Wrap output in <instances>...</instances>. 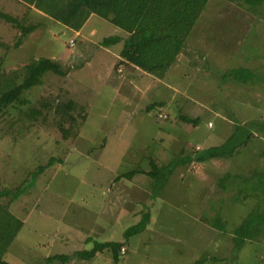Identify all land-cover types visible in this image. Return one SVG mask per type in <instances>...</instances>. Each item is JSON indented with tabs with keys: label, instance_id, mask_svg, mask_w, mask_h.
I'll use <instances>...</instances> for the list:
<instances>
[{
	"label": "rangeland",
	"instance_id": "obj_1",
	"mask_svg": "<svg viewBox=\"0 0 264 264\" xmlns=\"http://www.w3.org/2000/svg\"><path fill=\"white\" fill-rule=\"evenodd\" d=\"M0 13L19 23L15 27L0 18V91L22 85L26 65L40 58L54 60L64 74L47 73L0 116V192L6 196L1 202L25 221L10 248L9 264H48L56 255L91 250L95 242L124 241V233L150 208L157 216L148 232L127 241L118 263L106 250L91 261L69 264H264V243L247 244L238 254L234 245L229 249L227 236L217 234L214 252V236L195 227L200 207L216 215L207 219L211 224L219 215L232 214V227L248 211L264 215V178L263 186L251 178V173H264V133L254 130L255 138L235 158L179 167L171 184L158 190L145 175L118 179L135 169L150 171L151 161L166 165L175 156L219 146L235 124L264 121V7L250 10L234 0H209L189 36L179 74L168 78L174 91L159 83L150 87L143 77L118 83L120 63L109 73L107 59L92 68L102 82L82 80L85 58L98 42L115 36L113 26L102 27L99 18L92 22L97 32L93 42H86L18 0H0ZM29 27L34 29L26 34ZM238 69L254 75L236 82L232 71ZM86 88L95 93L84 92ZM71 102L74 109L65 115ZM152 102L170 105L171 114L160 106L149 113ZM176 116L178 125L170 124L164 133L170 117ZM181 116L200 119V125L183 124ZM68 130L65 138L63 131ZM237 173L247 177L235 180L230 190L214 186L223 174ZM198 177L208 187L203 203L195 198L202 187L192 186ZM152 191L171 193L165 198L167 207L158 198L155 202ZM216 191L217 199L208 203ZM17 193L19 200L13 203ZM258 198L262 204L252 208ZM184 202L191 211L186 216ZM225 207L231 211H223ZM182 246L190 250L182 254Z\"/></svg>",
	"mask_w": 264,
	"mask_h": 264
},
{
	"label": "trees",
	"instance_id": "obj_2",
	"mask_svg": "<svg viewBox=\"0 0 264 264\" xmlns=\"http://www.w3.org/2000/svg\"><path fill=\"white\" fill-rule=\"evenodd\" d=\"M24 4L34 7L38 12L42 13L45 18L63 26L67 29L79 32L86 24L88 19L95 15L109 21L115 27L123 30L128 34V38L124 43L120 57L123 62L129 63L141 69L142 71L156 77L164 78L169 68L176 62L178 56L182 53L185 43L192 33L195 25L199 21L203 12L206 10L209 0H18ZM237 3L246 5L250 10H258L264 7V0H234ZM0 18L6 22L19 26L17 20L12 17L0 13ZM34 27L25 29L26 34L31 32ZM121 41L119 36L109 37L103 40L102 44L107 47L118 44ZM250 69H238L232 71L234 81L245 83L251 80L254 75ZM26 79L18 88L8 91H0V116L5 109L13 106L19 99L21 93L38 84L44 75L49 72L64 75L59 65L51 59L40 58L25 67ZM249 77V78H248ZM163 104H152L148 108V112L155 111V108ZM74 103H69L64 107V114L73 111ZM180 121L185 124L198 126L200 119H190L181 116ZM264 133V121L259 123H251L245 125H236L231 137L221 146L211 147L207 150L197 151L194 154L185 155L175 158L167 165H158L155 161L150 162V171L143 169L133 170L121 174L118 179L132 180L137 175H145L151 178L156 190L164 187L173 176L175 170L180 165L187 163H206L211 160L232 159L238 156L239 150L246 146L255 138L253 131ZM64 137L67 138L70 131H63ZM264 156V155H261ZM224 177L218 178V185L221 191H226L235 180L246 178L241 174H223ZM251 178L258 180L263 186V172L251 173ZM245 181V180H243ZM230 190V189H229ZM160 192L152 191L154 200ZM152 196V197H153ZM20 197V193L14 195V199ZM257 198V197H256ZM246 200L244 202L248 203ZM224 204V201H221ZM243 203V202H241ZM252 208L258 209V205L262 204L260 198L258 202L251 203ZM247 205V204H246ZM247 208H250L247 205ZM224 209L230 208L225 207ZM246 209V208H245ZM244 209V210H245ZM246 211H248L246 209ZM245 213V212H243ZM207 214V213H206ZM209 219L211 216L208 214ZM226 218L219 215L217 222L209 223L222 233L231 234L232 247L234 245V253L240 254L245 246L263 244L264 240V215L258 211L247 212L246 217L241 220L237 226L232 227L229 220L232 218L230 214ZM206 217V216H205ZM226 219V220H225ZM151 220L150 210L143 213L141 220L135 226L129 228L124 233V241L121 242H95L91 250L78 251L73 255H56L47 259L48 264L58 261L60 264H69L72 260L91 261L97 254L106 250L112 253L113 259L118 263L121 259V250L128 245L127 241L143 233ZM239 222V221H238ZM232 224V223H231ZM23 224L17 221V229L9 233L5 238V245L8 247L14 241L17 233L21 230ZM226 237V236H223ZM228 239L230 237L227 235ZM4 252L0 253V264H8L3 260ZM200 261L197 263L199 264Z\"/></svg>",
	"mask_w": 264,
	"mask_h": 264
},
{
	"label": "crops",
	"instance_id": "obj_3",
	"mask_svg": "<svg viewBox=\"0 0 264 264\" xmlns=\"http://www.w3.org/2000/svg\"><path fill=\"white\" fill-rule=\"evenodd\" d=\"M38 12V11H37ZM40 13V12H39ZM42 14V13H41ZM43 15V14H42ZM97 18H99L100 20H99V22H97L98 24H100L102 27H105L106 25H111V26H113V33H115V36H119L120 38H121V41L118 43V44H116V45H113V46H111V47H107V46H104L103 44H102V41L101 42H98L97 44H98V47H97V49H96V51H94L93 52V54L90 56V58L88 57V58H85V60H86V63H84V66H85V68L83 69V71L85 70V72H84V76H82V80L84 79V78H86V77H91V79L92 80H94V81H97L98 83H99V81H100V78L101 77H97V72L95 71V70H92V68H94V66H97V64H99L100 66H102L101 64H102V61L103 60H105V59H107V62H105L104 64H105V66H106V64L107 63H109V73H110V71H111V68H112V66H114V64H116L117 62L118 63H120V71L119 72H121V73H123V75H122V77L121 78H119L120 79V81H119V79H118V83H120V82H122L123 84H132V83H134L135 82V79H139V78H141V77H143L144 78V80H147L148 82H151V83H149V86L151 87V86H153L154 84H156V83H159V85H161L162 87H164V88H166L167 90H170V91H174V86H172V85H170V83L168 82V78L170 77V75H173L175 72L176 73H178L179 74V72H178V70H179V68L178 67H180L181 65H182V56H183V54L186 52V49H189V39L190 38H188V40L186 41V43H185V47H184V49H183V51H182V53L178 56V58H177V60H176V62L169 68V70L167 71V73H166V75L164 76V78H161V79H159V78H156V77H154V76H152V75H150V74H148V73H146V72H144V71H142L141 69H139L138 67H136V66H134V65H131V64H129V63H126V62H123V60H122V58L120 57V53H121V51L123 50V47H124V43H125V41H126V39L128 38V34L127 33H125L123 30H121V29H119V28H117V27H115L114 25H112L109 21H107V20H105V19H102V18H100V17H98V16H95V15H93V16H91L89 19H88V21L86 22V24L82 27V29L79 31V32H76V31H73V30H71V29H67V28H65L66 30H69V32L71 33V32H73V33H75V36L77 37V36H80V37H82V40L83 41H86V42H93V38H94V36L97 34V32H96V29H94V28H92L93 26H92V22L94 21V19H97ZM201 18V17H200ZM200 21V20H199ZM199 21L197 22V24L199 23ZM95 22V21H94ZM196 24V25H197ZM196 25H195V27H194V29H193V31L195 30V28H196ZM105 28H107V27H105ZM65 29L63 30V33H65L66 31H65ZM192 31V32H193ZM191 35V34H190ZM104 39H106V38H104ZM71 40V39H70ZM95 55V57H94V61H92L91 63L89 62L91 59H92V57ZM122 62V63H121ZM107 72V74L109 75V73ZM106 75V74H105ZM94 78V79H93ZM142 78V79H143ZM100 82H102V81H100ZM123 86V85H122ZM85 89V88H84ZM86 90L88 91H84V92H86V93H88V94H94L95 92H91L88 88H86ZM99 91V90H98ZM97 91V92H98ZM114 93V95H115V93H116V90L113 92ZM154 102H152V104H153ZM163 105L162 106H160L161 108H164V109H166L168 112H169V108L171 107L170 105H166L164 102L162 103ZM148 107H150V105L148 106ZM179 107H182L181 105L179 106ZM178 107V108H179ZM170 113V112H169ZM171 114V113H170ZM180 118V117H179ZM175 119H177V116L176 117H170V121L167 123V125L164 127V129L162 130L163 132H164V130L166 131L167 129V127L170 125V124H172V123H176L177 122V120H176V122H175ZM180 121V120H179ZM181 123H183L182 121H180ZM179 123V122H178ZM178 123H176V125H178ZM180 123V124H181ZM183 124H185V123H183ZM200 125V124H199ZM195 127H198V126H195ZM208 128H210V127H208ZM214 128H215V126H214ZM224 127L222 126V131L224 130L223 129ZM159 129V128H158ZM210 129H212L213 130V126L210 128ZM232 129V131H231V134H229L228 135V138H227V140L231 137V135L233 134V132H234V130H233V128H231ZM165 133V132H164ZM166 133H169V132H166ZM164 135H166V134H164ZM213 134H210L209 135V137H211ZM227 140H225V142L227 141ZM225 142H222V144H220L219 146H221V145H223ZM247 146V145H246ZM211 147H217V145L216 146H210V148ZM243 148H245V146L244 147H242L240 150H239V152L243 149ZM209 149V148H208ZM238 155V154H237ZM175 158H176V156H175ZM174 158V159H175ZM174 159H172V160H174ZM171 160V161H172ZM211 161H213V160H211ZM210 162V161H209ZM209 162H206V163H197V164H199V166H201V167H206V166H210V164H209ZM169 163V162H168ZM167 163V164H168ZM192 163V162H191ZM166 164V165H167ZM187 164H189V163H187ZM187 164H185V165H180L179 167H184V166H186ZM179 167L175 170V172L179 169ZM175 172H174V174H175ZM217 173V172H216ZM174 174H173V176L170 178V180H169V182L166 184V185H170L171 184V181H172V178L174 177ZM218 174V173H217ZM217 174H216V177H217ZM220 175V174H219ZM218 175V176H219ZM215 177V178H216ZM218 179L216 178V180H214V186H216L219 190H221L220 188H219V183H218V181H217ZM193 184H197V185H199V186H201L202 187V192H199V193H201V196L200 197H197L195 194V198H198V199H202V201H201V203H203L204 202V199L206 198V196H204V193H205V187H207V185L205 186V180H201L200 179V177H198L197 179H195L193 182H192V186H194ZM208 188V187H207ZM183 189H179V191L178 192H180V191H182ZM189 191H191V190H189ZM6 192H8V191H5V193ZM175 192V191H174ZM2 193L3 192H0V253L1 252H4V254H3V260L5 261V262H7L8 264H9V262H8V259H9V251H10V248L13 246V244H14V242L17 240V238H18V236L20 235V233L22 232V230L24 229V225H25V221L24 220H21L20 218H18L10 209H9V205L8 204H6V205H3L2 204V198H5L6 196H2ZM187 194H188V192H187ZM214 195H211V198H209V202L208 203H211V200H213V198H215V199H217V194H218V191H216V194L215 193H213ZM153 195H151V197H152ZM168 197H171V193L170 192H167V191H165V192H163V193H160L159 195H158V200H161V201H159V203H161L163 206H166L167 207V205H166V199L168 198ZM166 198V199H165ZM169 199V198H168ZM19 200V198H16V199H12V201H13V203H15L16 201H18ZM155 202H156V200H155ZM188 202V201H187ZM12 203V204H13ZM184 204H185V209H184V216H186V214H188V213H190L191 211L189 210V208H187V205L189 206V204H187V203H185L184 202ZM162 207V206H161ZM158 208H160V207H158ZM201 208L202 207H200L199 209H197L196 210V217H195V221H197L196 222V224H195V227H197V230L199 231V233H201L202 231L203 232H206V233H208L209 231H210V235L212 234L213 236H214V238H213V243H214V245H213V243H212V245L214 246V252H215V250H216V245H215V243H216V241H217V234H219L220 236H229L230 237V239H228L229 240V243L231 242V234H226V233H222L221 231H219V230H217L215 227H213L212 225H210L209 223H207V222H205V220L206 219H209L207 216L205 217V214L207 213V214H211V215H214L213 213H212V211H210V212H208V210H210V208L208 207V209H207V211L205 210H202V212H201ZM225 209H223V211H224ZM153 211L151 210V208H150V213H151V220H150V223L148 224V226H147V228H146V230L143 232V233H141L140 235H138V237L139 236H141L142 234H145V233H147L148 232V230H149V227H150V225H151V222H152V219H153V217L154 218H156V216L157 215H154V213H152ZM157 214H158V212H156ZM155 213V214H156ZM228 213H226V214H224V215H227ZM154 215V216H153ZM222 216L223 218H225V216ZM229 216V214L226 216V217H228ZM17 221H20V222H22V224H23V226H22V228H21V230L17 233V235H16V237H15V239H14V241L12 242V244L10 245V246H8V247H3L4 245H5V238L9 235V233H11V232H14L16 229H17ZM200 226V229H198V227ZM159 227H161L160 225H159ZM137 237V236H136ZM158 240H159V238H158ZM231 246L232 245H230V247H229V249H231ZM188 250H190V248L188 247V248H186L185 246L183 247L182 246V254H185L186 252H188ZM209 250H210V247H209ZM132 253H133V251H132ZM200 260H196V263L195 264H197L198 262H199Z\"/></svg>",
	"mask_w": 264,
	"mask_h": 264
}]
</instances>
